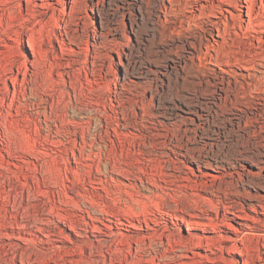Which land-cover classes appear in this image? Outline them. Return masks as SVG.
Wrapping results in <instances>:
<instances>
[{"label": "rangeland", "instance_id": "1", "mask_svg": "<svg viewBox=\"0 0 264 264\" xmlns=\"http://www.w3.org/2000/svg\"><path fill=\"white\" fill-rule=\"evenodd\" d=\"M22 3L24 6L25 0ZM33 3L39 15L33 23L24 24L19 43L6 38L11 58L15 61L11 76L3 83L5 75L0 74V264L188 262L189 258H178L183 253V246L179 244L173 246L172 252L163 253L167 243L165 236L169 230L181 237L205 239H214L219 235L233 236L226 230H238L242 238L236 243L237 248L243 244L255 245L258 242L256 234L264 233V229L258 230L264 222V180L254 176L262 170L260 174L264 177V155L254 158L256 161L243 160L236 165L233 157L238 156L232 155L233 147H223L217 160L207 157L210 150L217 149L211 143L226 146L228 142H222V139L207 140V144L195 141L194 131L216 129L209 125V120L225 112L211 104L210 111L189 113L191 109L184 106L181 100L192 95L186 90H181L177 95L172 94L173 87L181 89H177L176 85L184 73L180 72L178 66L166 69L162 64L172 66V60L178 61L179 54H186L177 48L173 52L167 50L173 42L179 43V38L186 35L184 27L188 26V23L181 21V16L175 17L177 6L170 7L168 0H33ZM200 5L207 7V14H217L216 6L219 5V10L225 9L224 14L229 23H232L234 15L240 13L244 20L242 24H247L248 0H225L224 3L202 0ZM263 6L264 0H254V17L261 13ZM62 10L65 16L59 15ZM210 14L202 17L196 10V17L190 27L200 25V21L207 18L215 20ZM262 16L254 22L256 26L251 33L263 36L264 41V12ZM22 21L18 18L16 23ZM236 31L241 29L236 26L224 38H211L214 46L210 54L214 58L219 49L237 35L234 33ZM166 32L169 37H165ZM192 35L189 41H195L193 37L196 34ZM12 37H16L15 34L12 33ZM30 42L33 43L36 56L29 47ZM258 42L255 41V45L258 46ZM0 49L6 48L1 46ZM241 49L239 47L237 50ZM262 50L264 44L253 52L260 53ZM205 53L203 49L200 55ZM217 58L214 64L202 59L200 63L203 64L200 65L197 58L191 64L205 66L214 70L224 81H230V86L219 85L223 90L218 92L224 100L217 99L214 102H224L228 95V105L230 101L239 102L233 108L235 117L245 113L249 116L262 113L264 118V106L255 114L242 103L246 99L254 100L252 96L255 92L264 90V68H260V71L240 66L237 68L226 63L228 59L223 58L226 59L223 61ZM249 58L247 53L246 59ZM241 61V66L250 67L256 61V55L248 62L245 59ZM9 67V62H3L0 71ZM25 69L26 77L23 76ZM137 71L140 73L137 74ZM157 71L164 72V75L156 76ZM13 77L17 78L15 86ZM254 77L263 79L257 88L248 84L253 82L250 78ZM226 89L230 92L225 93ZM259 95L264 98L262 93ZM111 103L116 110L114 114L110 110ZM160 103H166L167 109L152 107ZM179 105L183 107L182 115L188 118L187 124L180 116L170 120L164 118L170 109ZM133 114L140 117L138 124L124 125L129 122L125 121V116L132 117ZM199 114L207 118L203 123L198 120ZM234 129H226L231 139L236 137ZM140 132L153 135L155 141L164 144L159 151L178 161V170L171 172L184 180L178 179L176 184L187 183L185 179L207 181L209 185L230 183L227 192L232 194L228 195V199L222 198L225 203L219 216L211 211V207L207 208L222 195L212 192L211 187L189 190V203L170 202L172 206L168 203V208L155 196L158 185H164L163 181L156 182L139 173L135 175L141 180L133 176L129 178L131 174H121L128 165L136 167L137 153L127 151L121 157L125 167H114L117 156L113 140L116 144L128 145L125 134ZM130 142V149L139 151V146L132 140ZM138 142L142 147L143 144L148 145L150 139H139ZM259 150L263 152L264 148ZM199 160L202 162L199 163ZM104 170L114 179L107 194L100 184V180L105 179L102 175ZM130 185H135L142 196L136 200L130 199L124 193V190L130 189ZM197 202L202 203L206 210L193 208L198 204L201 206ZM223 206H228V211L225 212L226 207L224 209ZM171 208H180L182 211H169ZM109 209L110 212L106 213ZM170 212L179 219L170 215ZM223 213L227 217H222ZM13 215L17 216L16 222ZM62 215L65 219H61ZM125 216H133L130 224H117L118 219L124 221ZM96 217L104 218L108 226L96 222ZM70 220L81 232V228L87 226V237L78 236L68 229ZM187 221L193 222L191 228L187 226ZM91 223L96 224L99 230H93ZM56 226L66 227L75 245L56 236ZM32 233L36 235L35 240L28 239ZM115 234L121 236L123 243L114 244ZM49 238L54 239L53 244L48 242ZM97 239L104 243L99 246ZM137 241L143 243L142 250H135ZM90 243L93 245L91 250L87 247ZM216 243L231 253V256L228 253L221 254L222 257L233 258L237 263L246 258L243 256L242 259L241 254L229 248L233 244L232 239ZM76 245L78 249L82 246L83 255H70L65 251L68 248L76 249ZM127 245L133 250L131 254L126 252L129 251ZM144 245L145 248H142ZM196 251L204 256L208 254L203 249Z\"/></svg>", "mask_w": 264, "mask_h": 264}, {"label": "bare ground", "instance_id": "2", "mask_svg": "<svg viewBox=\"0 0 264 264\" xmlns=\"http://www.w3.org/2000/svg\"><path fill=\"white\" fill-rule=\"evenodd\" d=\"M23 0H0V48L1 46L6 49H0V65H2L3 62H9L11 64V67L6 68L5 70L0 71V74H4L5 78L3 83L8 80V77L11 76V72L13 71V67L15 65V61L11 58L12 53L10 51V48L8 44L6 43V38H11L14 42L20 41V35H21V30L24 28V24L26 23H33V20L36 18V16L39 15L35 11L34 8V3L33 0H25V5L23 6L22 3ZM200 1L202 0H168L170 7L172 6H177V12L175 13V17H180L181 16V21H184L188 23L187 27H184V31L186 35H183L182 37L179 38V43L178 44H170V47H168L169 52L174 50L175 48L179 49L180 52H185L186 54H179V60H172V66L168 63L162 64V67L164 68H176L178 66L180 72H183V76H180L181 80H178V83L176 85V88H181L179 90H176L175 87H173L172 94L177 95L181 90H186L188 94L192 96H186V100H181L182 104L184 106L188 107L191 109L189 113L194 114L195 111L199 110H204V111H210L212 110V105H217L220 110H224L225 114L222 116H216L212 117L209 120V125L215 126L216 129L211 130V128L208 129H199L197 131H194V139L198 143H203L207 144V140H217V139H222V142H228L229 144H226V146L221 145V144H213L211 143V146H215L217 149L216 151L210 150L207 154V157H212L213 159H218L220 154L219 152L222 151L223 147H233V154L238 157H233L234 164L238 165L239 161L243 160H254V158H259L260 156L264 155V150L261 152L259 150L264 148V144H262V141L264 140V135H262V124H264V118H262V113H258V111L262 110V106H264V98L262 95H259L262 93L264 95V90L262 91H256L255 94L252 96L254 100H245L243 101V106L246 108H251L252 112L257 114V116H249L248 114H242L238 117L234 116L233 108H235V105H237L239 102L235 103V101H230V105H228L227 101L229 99L228 95L225 98L224 102L216 104L214 101L215 100H224V97L222 98L221 93L218 92V90L222 91L223 88L219 85L225 84V86H230V81L226 82L223 79H221L218 74L215 73L214 70H209L205 66H197V64L191 65L193 63V60L197 58L199 60V63L202 62V59L207 60L209 63H217V57L228 63L229 65L232 66H237V68L243 67L244 69L247 70H254V71H260V68H264V50H262L260 53H255L253 52L257 47L262 48V44H264L263 41V36H256L255 34L253 35L251 31L255 29V24L254 22L258 19H260L262 16V13L264 12V6L262 7L261 13H259L257 16H253L255 13V9L253 7V2L254 0H248L249 6L247 7L246 10V15H247V24L243 25L242 22L244 21L241 17V14L239 13L238 15H234L232 23L228 22V17L226 14H224L225 9H220L221 8L219 5L216 6L218 8V13L219 15L215 14H210L214 16L215 20H209L208 18L206 20H201L200 25L194 24V28L190 27V24L193 23L196 15L195 11L199 10L200 14L202 17H208V14L206 13L207 7L201 6ZM207 1H212V0H205ZM218 1V3H224L225 0H215ZM243 1V0H242ZM263 1V0H260ZM237 7V5H235ZM165 6L163 7V9ZM61 10V9H60ZM57 9V11H60ZM97 10V9H96ZM164 12V10H163ZM187 12H189V15H187ZM43 13V12H42ZM59 15H64L65 16V11L62 10ZM71 16V15H70ZM74 17V16H72ZM77 17V16H76ZM21 19V23L17 22V19ZM211 18V17H210ZM204 19V18H202ZM64 20V19H63ZM239 27L241 31H236L237 35L233 38H230L231 42L227 43L223 47H221L218 51L217 57L214 58L213 55L210 54V50H212L214 44L212 39H214L215 36H219L221 38H224L226 35L231 34V28ZM16 28H19L16 29ZM166 29V27L164 28ZM248 30V31H247ZM12 31L13 34H15L16 37H12ZM163 31V30H162ZM167 31V30H166ZM216 31V34L214 33ZM165 37H169L167 35V32L164 33ZM192 34H196L193 38L195 41L188 40L189 37H192ZM32 38V36H31ZM212 38V39H211ZM23 40V39H22ZM255 41L258 42V46L255 45ZM227 42V41H226ZM29 47L32 50V53L34 56H36V51H34V46L33 43H29ZM192 48V50H186L187 48ZM239 47H241V50H237ZM9 48V49H7ZM203 49L206 50V53L203 54L202 56L200 55L203 51ZM245 49H248L247 53L250 55L249 59H246L247 53L245 52ZM186 50V51H185ZM166 51V52H167ZM173 52V51H172ZM256 55V61L248 66H241V59H245L247 62L252 59ZM239 56H242L240 58ZM190 61V63H189ZM178 62V63H176ZM33 62H31L32 64ZM176 64V65H175ZM179 64V65H177ZM203 64V63H202ZM200 63V65H202ZM100 67L99 69H101ZM149 72V71H147ZM140 73V71H137V74ZM27 74V69H25L23 76L26 77ZM144 74V72H143ZM164 75V72L157 71L156 76L158 75ZM193 78L197 80H193ZM212 78V81L210 79ZM244 79V78H243ZM253 82H248V84H251L253 87L257 88L258 85L261 84L263 79L261 77L259 78H250ZM215 80H217L215 82ZM239 81V80H238ZM13 85H16L17 78L13 77L12 78ZM230 92V90L226 89L225 93ZM251 93V92H250ZM202 98V99H201ZM227 99V100H226ZM229 102V101H228ZM154 108H165L167 109L168 106H166V103H160L158 106H152ZM151 107V108H152ZM182 108L180 105L176 106L174 109H170L167 113V115L164 117L166 120H170L173 117L180 116L183 118L184 124H187L188 118H185L182 115ZM110 110L114 114L116 113V110L114 108V105L111 103L110 104ZM181 112V113H179ZM185 112V111H184ZM187 113V112H186ZM176 114V115H175ZM198 116V115H197ZM125 122L124 125H137L138 120L140 119L139 116L134 115L132 117L125 116ZM207 118L201 117L200 114L198 116V120L202 121L206 120ZM133 120V121H132ZM193 120V119H192ZM195 126H199L200 124H195L192 123ZM256 127V128H255ZM235 128V129H234ZM226 129H234V135L236 136L234 139H231V134L228 130ZM129 138H128V137ZM120 137V136H119ZM124 138L128 140V145H125V143H120L116 144L115 140H113L114 144L116 145V151L115 154L117 156V159L114 161V167H117L119 169L125 167L124 163L121 160L122 155H124L127 151H131L134 153H137L138 158H136V161L138 162L136 167L133 168V164L126 166L123 173L124 176H131L135 178H140L139 176H136L135 173H139L142 176L146 178H151L152 180L156 181H163L164 185H158V191H156L155 196L160 198L162 203H166L167 207L169 208L170 205L168 203L170 202H184V203H189L188 197L189 193H187L189 190H197V189H208V187L213 188L211 191L214 192H219L222 195L217 197L215 201L211 202L210 206H207V208L211 207V211L215 213L216 216H219L220 211L222 209V205L225 203L224 199H228V195L232 194L231 192H227L229 190L230 183H223L220 185L217 184H212L209 185L207 184V181H193L191 179H185L187 183L184 184H176L178 179H183L180 178L178 175L175 173L171 172L173 170H178V161H175L173 158H171L169 155L164 154L163 152L159 151V148L164 145L162 142L155 141L153 139V135L148 136L146 133L140 132V134L137 133H126ZM149 138L150 143L148 145L143 144L141 147V144L138 142L139 139H145ZM132 140L135 145L139 146V151H133L130 149V142ZM230 153V151H229ZM249 154H252L249 156ZM163 157H166L165 159ZM199 163L202 162L201 160L198 161ZM218 162V161H217ZM218 164V163H217ZM231 166L232 164L229 163ZM234 166V165H233ZM117 170V174L118 171ZM234 169V168H233ZM170 171V172H167ZM262 171V170H261ZM260 171V173H261ZM179 172V171H178ZM257 173L254 178H258L261 180H264V177L262 174ZM260 174V175H259ZM102 175L105 176V179L100 180V184L102 185V190L107 194V190L110 188V186L113 183V177L107 175V171L104 170L102 172ZM190 178V177H188ZM201 178V177H200ZM251 178V177H250ZM132 179V178H131ZM110 180V181H109ZM184 180V179H183ZM199 180V179H197ZM184 182V181H183ZM262 182V181H261ZM179 185V186H178ZM228 185V187H227ZM174 186H177L179 189H175ZM181 186V187H180ZM129 190H124V193L132 200H136L138 197L142 196L141 192L135 185H130ZM176 187V188H177ZM183 187V188H182ZM161 190V191H159ZM210 191V192H211ZM179 192V193H178ZM215 196V194H214ZM182 198V199H181ZM224 198V199H222ZM166 200H168L166 202ZM192 201V198L190 199ZM197 200V199H196ZM212 201V200H211ZM106 203V202H105ZM175 203V204H176ZM192 203V202H191ZM196 203V202H195ZM194 203V204H195ZM200 203V202H197ZM171 204V203H170ZM173 204V205H175ZM201 206H193V208H198V210L204 211L206 210L205 207H202V203H200ZM205 201H203V205H205ZM93 205V203H92ZM165 205V206H166ZM188 205V204H187ZM193 205V204H192ZM208 205V204H207ZM172 206V204H171ZM177 206V205H176ZM192 207V206H191ZM225 209V212L228 211L229 207L228 206H223ZM111 209V208H110ZM109 211H106V213H109ZM113 209V208H112ZM160 210V209H159ZM179 211L181 210L180 208H171L169 211ZM209 210V209H208ZM105 211V210H104ZM182 211V210H181ZM103 213V212H101ZM207 214V213H206ZM170 215H173V213L170 212ZM191 215V214H190ZM198 215V214H197ZM196 215V216H197ZM208 215V214H207ZM63 216V215H62ZM113 215L112 217H114ZM192 216V215H191ZM195 216V214H194ZM226 216L225 213L222 214V217ZM174 217V215H173ZM206 216H204L205 218ZM227 217V216H226ZM14 221H17V216L13 215ZM57 218V217H56ZM130 218H133V216H125L124 221L121 219H118V223H122L123 225L130 224ZM177 218V215L176 217ZM202 218V217H201ZM218 218V217H217ZM65 217L63 216V218ZM109 220V219H107ZM147 220V219H146ZM55 221V220H54ZM75 221V220H74ZM100 221L102 222L105 226H108L107 223L105 222L104 218L96 217V222ZM112 222V220H110ZM68 223V222H67ZM175 223V222H174ZM187 226L191 228L193 226V222L187 221ZM262 228L260 227L258 230L264 229V222L261 223ZM91 228L93 230H99L97 228V225L94 223L90 224ZM177 225L175 224V227ZM68 229H71L72 231L75 232L76 235L78 236H85L87 237L88 233L86 234L85 232L89 231L87 226L84 228H81L83 232L80 230L76 229L75 224L73 223L72 220L67 224ZM40 228V227H39ZM56 236L58 237H63L64 239L68 240L72 244L75 245V243L71 240L72 238L69 237L67 234V228H60L59 226H56ZM238 231V230H237ZM236 230L228 229L226 232H230L233 234V236H216L214 239H205L202 237H193V236H187V237H181L178 236V233L175 231L169 230L168 233L166 234V239L167 243L165 242L164 250L163 253L166 252H172L173 251V246L175 244H179L183 246L181 249V254H179L178 258H189L190 260L187 261H182L179 264H209L208 262H211L212 264H264V233L256 234V239L257 243L253 246H248L246 244H243L242 247L237 248L236 243L241 240V236H239V232ZM162 234V233H161ZM178 237H177V236ZM19 236V235H18ZM17 236V237H18ZM160 236V235H158ZM158 238V237H157ZM262 238V241L261 239ZM19 239L21 237L19 236ZM23 239V238H22ZM27 239V238H26ZM29 240H35L36 235L34 233L31 234V237L28 238ZM161 239V238H160ZM233 240V244L229 247L233 250V252L237 254H241L240 256L242 259L245 256L246 258L243 260V262L237 263L233 258H224L221 256V254L228 253L231 256V253L225 249L224 246L217 244L216 242L222 240V242H226L227 240ZM42 240V239H39ZM54 240L53 238H49L48 242ZM99 246H101L104 241L101 239H97ZM162 241V240H161ZM114 244L118 245L120 243H123V240L121 236L115 234V238L113 240ZM163 244V242H161ZM12 244V243H11ZM53 244V243H52ZM143 244V243H141ZM141 244L139 241L136 242V247L135 250H142L141 249ZM145 244V243H144ZM158 244V243H157ZM161 245V244H159ZM54 246V245H52ZM55 245L54 247H56ZM34 247V246H33ZM53 247V248H54ZM61 246H57V248H60ZM78 246L76 245V249L73 248H68L65 249L67 253L70 255H74L76 253L77 255H83V249L81 246V249L77 248ZM88 249H92L93 245L92 243L88 244ZM90 247V248H89ZM129 247V252L133 251L131 249V246ZM145 248V245L142 246V248ZM150 247L146 246V248ZM37 248V247H36ZM56 248V249H57ZM55 249V248H54ZM196 249L200 250L203 249L208 253L207 255H202ZM216 249V250H214ZM93 251V250H92ZM143 252V251H142ZM185 252V253H184ZM79 253V254H77ZM90 253V251L88 252ZM134 253H136L134 251ZM134 255V254H133ZM137 255H139L137 253ZM169 256V255H167ZM167 256L165 258H167ZM172 256V255H171ZM176 255L174 256V258ZM238 259L239 256H237ZM77 259H72L71 261H76ZM82 260V259H81ZM172 260V257H171ZM241 260V259H240ZM78 261V260H77ZM95 262V261H94ZM217 262V263H216ZM96 263V262H95Z\"/></svg>", "mask_w": 264, "mask_h": 264}]
</instances>
